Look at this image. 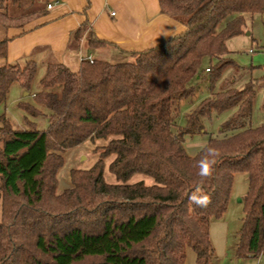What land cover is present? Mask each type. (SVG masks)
<instances>
[{
	"label": "trees",
	"instance_id": "16d2710c",
	"mask_svg": "<svg viewBox=\"0 0 264 264\" xmlns=\"http://www.w3.org/2000/svg\"><path fill=\"white\" fill-rule=\"evenodd\" d=\"M37 0H29L33 5ZM0 0V25L23 29L39 12L11 16ZM162 15L185 30L130 63L82 61L77 72L48 62L34 104L19 103L47 127L15 130L0 117V264H210L209 225L224 215L234 176L247 175L236 257L264 258V124L248 126L253 84L204 99L177 124L179 104L207 70L210 89L233 64L227 42L242 33L245 17L264 13V0H158ZM90 49L104 46L84 24ZM9 39L0 41V59ZM213 65L203 69L204 60ZM34 61L0 67V104L12 84L28 92ZM42 108L41 112L38 108ZM235 109L193 157L186 137L202 132L212 112ZM110 138L89 170L70 172L71 187L56 193L61 154L87 140ZM116 184L103 178L104 160ZM151 178L129 184L134 175Z\"/></svg>",
	"mask_w": 264,
	"mask_h": 264
},
{
	"label": "rangeland",
	"instance_id": "374dc122",
	"mask_svg": "<svg viewBox=\"0 0 264 264\" xmlns=\"http://www.w3.org/2000/svg\"><path fill=\"white\" fill-rule=\"evenodd\" d=\"M35 10V4L31 5L29 0H19L18 5H10L8 13L11 16L22 15ZM245 25L242 33L227 42L230 52L227 58L233 62L222 74L213 89H210L207 70L202 74L200 80L191 82L194 92L192 97L184 99L179 104V117L177 124L185 126V116L194 110L204 99L212 93H217L226 88L242 89L246 84L252 83L254 90L253 107L248 126L252 128L264 124V13L245 17ZM95 53L96 60L107 61L110 64L130 63L132 57L125 56L122 59H110L104 57L100 52ZM100 53V54H99ZM206 59L202 68L206 69L213 65ZM23 66V65H22ZM42 69L37 70L31 88L24 91L17 83L11 85L5 101L0 104V117L4 116L15 130H26L36 127L44 130L47 127V118L40 116L31 118L18 108L19 103L34 104L33 96L39 91V82L43 77ZM38 108V107H37ZM41 112L42 108H38ZM235 109L221 113L212 112L209 117L202 119V132L200 134L186 137L184 148L186 153L193 157L206 144L208 138L220 137V127L231 118ZM28 122L34 124V126ZM110 138L87 140L82 144L71 148L61 154L63 165L57 172L56 193L61 194L71 187L70 172L73 170H89L99 160L102 148L107 145ZM2 144L0 141V148ZM114 156L104 160L103 178L107 184H116L115 177L109 172L108 165ZM143 182L149 186L153 184L151 178L143 175H134L129 184ZM247 193V175L237 173L234 176L231 193L226 211L222 218L212 219L209 225V238L212 246V259L210 264H258L256 258L239 260L236 257L237 232L241 228L243 216V199ZM1 195V193H0ZM1 220V199H0ZM184 264H196L195 254L192 249L186 250ZM259 264H264V258H260Z\"/></svg>",
	"mask_w": 264,
	"mask_h": 264
},
{
	"label": "crops",
	"instance_id": "0c3cea01",
	"mask_svg": "<svg viewBox=\"0 0 264 264\" xmlns=\"http://www.w3.org/2000/svg\"><path fill=\"white\" fill-rule=\"evenodd\" d=\"M34 4L33 11L40 14L23 29L0 25V41L9 39L0 67L31 60L38 71L45 72L48 62H57L77 72L81 59L96 60L94 54L100 50L113 60L131 57L185 30L180 22L160 13L158 0H37ZM84 24L104 46L90 49L86 33L76 39Z\"/></svg>",
	"mask_w": 264,
	"mask_h": 264
},
{
	"label": "built area",
	"instance_id": "2783aa9c",
	"mask_svg": "<svg viewBox=\"0 0 264 264\" xmlns=\"http://www.w3.org/2000/svg\"><path fill=\"white\" fill-rule=\"evenodd\" d=\"M47 8L50 9V8H51V5H48ZM82 61H88L89 63H92V62H93V59L91 58V56H88V57H86V58L81 59V62H82ZM260 258H261V257H258V258H257V259H258V264H259Z\"/></svg>",
	"mask_w": 264,
	"mask_h": 264
}]
</instances>
